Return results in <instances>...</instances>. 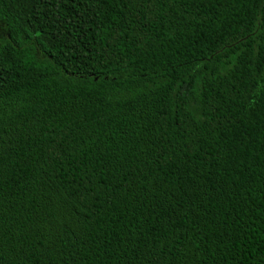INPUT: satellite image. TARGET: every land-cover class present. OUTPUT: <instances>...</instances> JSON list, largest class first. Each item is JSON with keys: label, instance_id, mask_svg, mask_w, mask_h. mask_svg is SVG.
<instances>
[{"label": "trees", "instance_id": "1", "mask_svg": "<svg viewBox=\"0 0 264 264\" xmlns=\"http://www.w3.org/2000/svg\"><path fill=\"white\" fill-rule=\"evenodd\" d=\"M0 264H264V0H0Z\"/></svg>", "mask_w": 264, "mask_h": 264}]
</instances>
